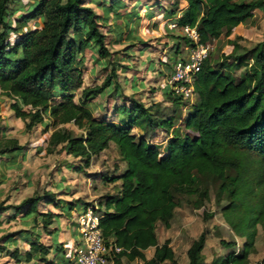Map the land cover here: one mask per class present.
I'll use <instances>...</instances> for the list:
<instances>
[{"label":"trees","instance_id":"trees-1","mask_svg":"<svg viewBox=\"0 0 264 264\" xmlns=\"http://www.w3.org/2000/svg\"><path fill=\"white\" fill-rule=\"evenodd\" d=\"M10 1L0 0V89L12 99L9 107L14 115L27 119V129L41 124L46 132L51 123L54 127L71 123L83 130L77 136L64 126L54 129L48 138V151L61 145L66 154L88 166L91 158L112 142L125 164L121 173L103 177L106 182H119V189L115 194H106L98 204L100 210L103 207L99 220L103 237L121 248L109 259L125 257L142 264L174 262L169 240L158 243L156 224L170 226L176 195L197 194L199 203L206 199V190L197 192L198 179L214 175L221 180L217 197L227 199L222 216L244 242L237 251L235 241L221 240L229 251L210 264H247L257 226L264 227V39L239 53L237 39L241 36L237 35L228 39L233 48L225 60L204 61L195 81L191 109L181 118L186 132L174 127L173 116L157 118L150 107L135 101L127 108L128 116L115 123L96 119L87 106L112 84L114 69L100 85L83 87V70L78 65V55L89 47H97L102 58L109 53L106 35L99 29L89 2L37 0L23 15L28 20L40 18L42 24L22 31L7 20ZM185 1L184 8L179 6L181 0L174 1L178 14L169 11L171 19L177 17L179 26L195 27L201 43L229 36L251 19L255 10L264 7V0ZM11 33L15 34L13 41ZM175 44L178 52L191 45L183 35ZM242 63L246 68L237 77L231 69ZM78 90L81 94L76 102ZM166 93V97H173L175 107L180 105L181 97L168 89ZM134 126L143 131L174 128L161 150L145 134L132 133ZM16 150L19 147L15 140L2 142L0 138V153L16 154ZM44 197L52 199L53 193L28 197L17 206L0 203V213L10 208L20 211L27 205L26 217L39 214L42 227L47 229L56 214L37 212V203ZM88 205L77 201L70 209L82 210ZM205 241L206 232L202 231L187 249V264H207L201 254ZM61 245L55 248L62 250ZM51 247L33 240L23 253L14 249L10 255L17 262H29L36 254L47 255ZM150 247L154 251L147 258L144 251Z\"/></svg>","mask_w":264,"mask_h":264},{"label":"rangeland","instance_id":"rangeland-1","mask_svg":"<svg viewBox=\"0 0 264 264\" xmlns=\"http://www.w3.org/2000/svg\"><path fill=\"white\" fill-rule=\"evenodd\" d=\"M36 1L11 0L8 3L7 20L13 27L25 31L41 26L40 18L28 20L23 15ZM87 1L96 13L99 29L106 35L105 44L109 53L102 58L98 55L97 47H89L78 55V65L83 70V87L100 85L113 69L115 71L112 84L87 105L93 117L119 123L128 116L127 108L135 101L150 107V112L157 118L173 116L174 127L178 126L181 132H186L181 118L191 109L194 98L179 100L180 105L175 107L173 97H166L168 94L163 87L179 59L178 55L184 53L176 50L175 43L181 37L180 31H172L168 27L172 17L169 11L178 14V9L174 8L175 0H108V6L96 0ZM154 5L149 12L142 10L144 6L148 8ZM113 9L117 10V14ZM237 35L241 36L237 39L239 53L246 52L264 39V7L255 10L253 17L240 24L229 36H221L209 43L211 50L207 59L212 63L225 60L226 54L233 48L228 44V37ZM10 37L13 41L15 34L11 33ZM75 37L79 38L78 35ZM244 64L231 69L232 74L239 77L246 68ZM80 94V90L75 92L76 102ZM11 102L12 99L0 89V138L2 142L15 140L19 147L16 154L15 151L0 153V203L3 206H17L28 197L53 193L52 199L42 198L36 210L39 213H55L56 220L50 227L64 228L65 224L70 223L67 219L70 208L77 201L98 205L106 194L117 193L119 182H106L103 179L117 175L125 168L112 142L85 166L80 158L66 154L61 145L48 151V138L54 129L64 126L77 136L83 134L82 129L71 123L57 127L51 123L46 132L41 124L27 129V119L14 115L9 107ZM174 127L143 131L140 126H134L132 133L136 136L145 134L149 142L159 144L163 150ZM220 184L221 180L214 175L199 176L197 192H208V197L201 203L197 194L176 195L170 226L166 228L161 223L156 224L158 243L169 240L174 253V262L165 261L162 264H187V249L202 231L206 232V241L201 254L207 264L229 251L222 246L221 240L235 241L236 250H240L244 238L237 236L222 216L221 208L227 199L216 195ZM26 208L27 205H24L20 211L10 208L0 213V264H51L55 260L54 253L50 251L45 256L36 254L29 262H17L11 257L12 250L23 253L33 240L45 244L50 241L46 229L41 225V216L26 217ZM71 214V218L75 217V212ZM153 251L154 247H150L144 253L149 258ZM254 263L264 264V227L260 225L257 226L254 247L247 260V264ZM107 264L142 262L112 256Z\"/></svg>","mask_w":264,"mask_h":264},{"label":"built area","instance_id":"built-area-1","mask_svg":"<svg viewBox=\"0 0 264 264\" xmlns=\"http://www.w3.org/2000/svg\"><path fill=\"white\" fill-rule=\"evenodd\" d=\"M170 30H179L190 44L179 55L163 87L182 100H192L195 92V81L204 61L208 58L211 45L199 42L195 27L179 26L177 17L170 19ZM102 211L97 204H90L77 213L75 218L76 237L66 264H107L111 253L121 252L111 240H106L99 226Z\"/></svg>","mask_w":264,"mask_h":264},{"label":"crops","instance_id":"crops-1","mask_svg":"<svg viewBox=\"0 0 264 264\" xmlns=\"http://www.w3.org/2000/svg\"><path fill=\"white\" fill-rule=\"evenodd\" d=\"M101 2H104V5L108 6L107 5L108 0H99V3H101ZM179 4H180L181 8H184L186 6V1L185 0H181V2H179ZM110 5H109V7H110ZM155 6L156 5L148 7V8L146 6H144L142 10L144 12H149ZM113 11H114L115 14H117V12H116L117 10L113 9ZM137 16L139 17L140 15L137 14ZM231 38L232 37H228V39H231ZM80 211H81V208H79V207H76V208L74 207V209H70L69 214L67 216V219L70 221V223L65 224L64 228H62L61 226H59V228H56L57 226H52V227L49 226L46 229V231L48 233V236H49L48 239H50V241H49L48 244H45L43 242H41V243L44 244V245L52 246L51 249H50V252L54 253L55 260L51 264H66L67 263V255H69V253L71 252V249H72V246H73V242H74L75 237H76L75 218H76L77 213L80 212ZM73 212H75V217L71 218V215H72L71 213H73ZM56 217L57 216L54 217L53 221L56 220ZM53 229H57V230L53 231V233H50V232H52L51 230H53ZM59 243L62 244L61 245L63 247L62 250H57L55 248V245L59 244ZM67 246H69V247H67Z\"/></svg>","mask_w":264,"mask_h":264}]
</instances>
